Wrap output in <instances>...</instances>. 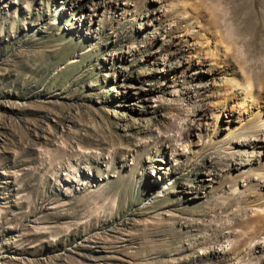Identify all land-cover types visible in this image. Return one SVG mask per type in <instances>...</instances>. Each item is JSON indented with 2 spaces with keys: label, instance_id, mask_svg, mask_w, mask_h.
Here are the masks:
<instances>
[{
  "label": "rangeland",
  "instance_id": "374dc122",
  "mask_svg": "<svg viewBox=\"0 0 264 264\" xmlns=\"http://www.w3.org/2000/svg\"><path fill=\"white\" fill-rule=\"evenodd\" d=\"M181 5L264 80V0H0V264H264L263 179Z\"/></svg>",
  "mask_w": 264,
  "mask_h": 264
},
{
  "label": "bare ground",
  "instance_id": "6f19581e",
  "mask_svg": "<svg viewBox=\"0 0 264 264\" xmlns=\"http://www.w3.org/2000/svg\"><path fill=\"white\" fill-rule=\"evenodd\" d=\"M178 8L177 18L183 21L185 28L182 37L196 45V48L189 49L194 62L205 67L208 75L215 69L221 75V84L214 93L215 104L219 107L209 114V118L216 127L223 111L228 110L233 115L235 126L224 139L230 144L231 154L244 156L242 166L249 170L253 168L261 175L263 180L260 182L264 184V150L256 156L247 152L264 147V80L254 79L243 63L234 59V49L213 17H205L196 8L189 13L186 5Z\"/></svg>",
  "mask_w": 264,
  "mask_h": 264
}]
</instances>
